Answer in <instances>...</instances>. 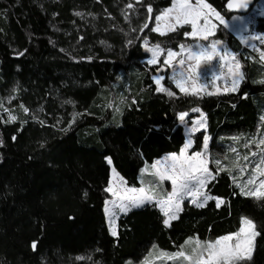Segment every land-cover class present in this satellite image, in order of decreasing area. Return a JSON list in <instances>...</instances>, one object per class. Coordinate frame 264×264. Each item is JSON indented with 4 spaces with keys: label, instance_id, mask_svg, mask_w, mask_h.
<instances>
[{
    "label": "trees",
    "instance_id": "trees-1",
    "mask_svg": "<svg viewBox=\"0 0 264 264\" xmlns=\"http://www.w3.org/2000/svg\"><path fill=\"white\" fill-rule=\"evenodd\" d=\"M206 2L223 17L244 13L230 9L229 0ZM171 3L0 0V264H127L154 245L175 252L188 238L215 241L237 232L242 217L261 233L251 260L242 264H264V197L241 195L227 172L216 174L211 166L214 179L205 191L213 199L204 207L182 203L178 219L166 227L165 216L148 203L119 216L115 237L106 226V159L127 187L151 181L163 187L141 169L180 153L179 113L198 108L205 115L211 149L222 133L252 131L264 104V84L255 82L263 66L221 25L212 39L236 52L245 75L236 93L185 95L145 62V40L164 51L188 42L187 28L163 36L151 31ZM120 74L126 83L117 96L112 85ZM161 75L160 86L175 95L156 91L153 77ZM7 95L13 122L3 112Z\"/></svg>",
    "mask_w": 264,
    "mask_h": 264
},
{
    "label": "snow or ice",
    "instance_id": "snow-or-ice-1",
    "mask_svg": "<svg viewBox=\"0 0 264 264\" xmlns=\"http://www.w3.org/2000/svg\"><path fill=\"white\" fill-rule=\"evenodd\" d=\"M139 2V0H137ZM128 8H132L133 5H127ZM228 7H245L244 4L237 3L236 0H229ZM149 17L153 13L151 5L147 7ZM79 15V13H77ZM216 17L221 23H224V18L221 14L213 8L206 0H195L193 4L191 0H172V7L164 9L159 15L155 16L157 22L156 27L151 28L152 32H157L161 36L166 33L177 32L179 29L185 26L190 27V31L185 30L184 36L186 38H193L197 41L208 42L205 45L196 43L194 45L180 44V52L177 53L169 49L167 56L164 59V65L169 67L173 66V61L176 60L177 56H181L178 60L180 66H184L186 63L183 58L184 53L187 54L188 63L186 70L174 73L172 79L175 82L176 87L181 93L185 95L196 96L201 92L207 90L206 84H198L200 77V70L202 65H209L215 58H219V66L221 69L227 68V76L231 78V86L225 87V92H235L240 84L244 81L245 75L242 70L240 61L236 55L227 51V49L220 50L222 42L218 39L210 40L209 38L214 35L215 25L212 23L210 17ZM164 23L161 24L160 22ZM227 27V25H225ZM148 24L144 25L147 28ZM143 31V29H141ZM257 39H264V37H254ZM131 43V41H130ZM147 40L145 45L147 46ZM148 51L152 52V58L148 61L149 64H156L158 57L163 51L160 45H154L148 48ZM260 59L264 61V51L260 52ZM231 61V62H229ZM221 73L218 75L213 72V82L220 79ZM157 88V92H167L169 96L175 95L174 92L161 87V81L164 80L163 76L153 77ZM264 83V80L260 81ZM219 90L217 89V92ZM217 92L208 91L207 95H215ZM135 103V101H133ZM27 111V109H24ZM194 112H199L198 108L192 109ZM188 116L187 112H181L178 114V119L183 123L185 118ZM15 116H9V122L15 121ZM264 120V117L261 118ZM200 129H206V119L201 113V118L198 121H192V127L188 129L189 138L185 142L180 153H171L163 160H157L151 164V168L154 171L153 175L157 176L161 185L163 181L168 180L171 182L172 191L168 193L167 198L163 201L158 202V206L162 208L163 214L166 217L163 220L164 225L170 226V222L178 219V213L182 211L181 200L186 196L193 197L192 202L197 207H204L209 199L213 197L209 196L203 191L211 179H214L213 172L208 167V160L206 158V152L208 149L209 137L208 135L203 136V149L204 151H195L191 155L188 154V149L193 144L192 134ZM15 139V137H13ZM234 140L238 139L233 137ZM256 143V141H252ZM264 145V138L260 139L257 147ZM264 152V148L260 149ZM235 151V149H233ZM254 155V154H253ZM248 159L247 156L244 157ZM108 163L111 164V159L108 158ZM220 161L217 160L216 164L219 171L224 169L220 168ZM264 164V160L261 161ZM147 171V167L141 169V173ZM254 172L258 173L259 176H264V167L258 164L254 169ZM123 183V182H121ZM256 184V177L253 176L248 179L246 184L240 187L241 195L256 197L260 199L264 197V180H260L255 190L249 189V185ZM247 189V190H246ZM105 192L111 193L113 200L105 201V214L109 219V228L113 236H116L115 230V209L118 208L121 213H127L132 208L142 207L147 203H152L156 197L153 194L154 189H146L141 187L139 189L134 187H114L112 182L109 181V185L105 188ZM197 197H203L202 202H197ZM223 201H217V207ZM261 233L256 230V224L251 218L242 217L240 220V227L237 232L221 236L215 241H204L201 242L199 238L195 240V247L192 248V255H185L183 250L172 253L170 258H183L189 261L190 264H242L243 261L251 260L252 251L254 248L255 237ZM191 242V238L185 241L186 244ZM33 249L36 248L35 242L33 243ZM155 247V245L153 246ZM183 249V246H181ZM197 255L198 250H201ZM206 253V257L204 255ZM151 255V253H150ZM161 255L167 256V253H161Z\"/></svg>",
    "mask_w": 264,
    "mask_h": 264
},
{
    "label": "rangeland",
    "instance_id": "rangeland-1",
    "mask_svg": "<svg viewBox=\"0 0 264 264\" xmlns=\"http://www.w3.org/2000/svg\"><path fill=\"white\" fill-rule=\"evenodd\" d=\"M134 1L137 2V0H134ZM191 2L194 4L195 0H191ZM171 7H172V5H171ZM163 10H161L160 13ZM263 17H264V0H258L256 2V4H254L252 7L249 8L248 11H246L242 14H234L229 18L223 17L224 23H221L220 20H218L214 16L210 17V19L212 20V23L215 25V30H216L218 25L225 27L229 32H231L234 36H236L240 39L242 46L248 51V55H246V56H248V58L251 60V62L252 63L255 62L259 66H263V67H257V69L259 70L257 77L255 79V82H257V83H260V81L264 80V61H261V59H260V52L264 51V39H257L254 37H264V29L259 28V21ZM160 23L163 24L164 22L161 21ZM156 24H157V22L154 19L153 27H156ZM225 25H227V27ZM184 28H187L190 31L189 26H185ZM155 33H157V32H155ZM214 34H215V31H214ZM209 39L213 40L212 36ZM187 40H188V42H186L185 45H194L196 43H199L203 46V45L208 43V42H204V41H197V40H194L193 38H187ZM150 47H152V46H150L148 44L146 46L145 43L143 45V50H144V53L146 55L145 62L147 64H149L148 61L152 58V52L148 51V48H150ZM223 49H227L228 52L236 55V52L232 51L224 43L221 44L220 50L223 51ZM171 50L175 51L177 53L180 52L179 47L175 50L174 49H171ZM167 51L168 50H166V51L163 50L160 53V55L158 57V62L156 64H149V65L150 66H158L160 68V70L162 72H164V77L167 78V81L176 87L175 82L172 79V77L174 76V73L186 70L188 63H191V62L187 61V58H186L187 54L184 53V54H182L183 58H185V60H186V63L184 66H180L178 64V60L181 58V56H177L176 60L173 61L172 67L164 65L163 61L167 56ZM240 53H241V51L238 52V54H240ZM229 62H231V61H229ZM213 72H216L218 75L223 73V75L220 76L219 80H216L215 82H213V76H212ZM161 76H163V75H161ZM125 83H126V81L123 77V74H120L117 77L116 81L112 85V94H114V95L117 94V96H120V91L123 88V85H125ZM198 84H206L207 85V90L200 93L203 95H207L208 91L217 92V89L219 91L215 95L236 93L238 88H239L238 87L235 92H231V91L225 92L224 91L225 87L231 86V78L227 76V68L226 67L223 69L220 68L219 58H215L213 60V62L209 65H202L201 66ZM260 84H264V83H260ZM177 90L180 91L178 88H177ZM11 100H12V96H10V95L5 96L3 99V112H4L5 119L7 121H9L10 115L16 117V114L12 112V109H10L8 107ZM187 113H188V116L185 118V121L183 123L178 119L179 124L181 125V127L183 129V133H184V138H185L184 144L189 138L188 129L192 127V121H198L201 118L202 112L201 111H199V112L190 111ZM204 117H205V115H204ZM262 117H264V104L261 108L260 114L258 115L256 125L254 126V129L252 131L237 130V131H230L228 133H222L213 142V146L211 149H210L211 139L209 137L208 149L206 152V158L208 160L209 169L211 166L213 169L218 170V166L216 164V161L219 160L221 162L219 167L224 169L223 171L227 172L229 174L231 181L233 182L235 187H237L239 190H240V187L244 186L246 184L247 180L251 179L253 176L256 177V184L249 185L248 186L249 189L255 190L259 184V181L264 180V176H259L258 173L253 171V169L258 164H260L261 167H264V164H261V161L264 160V152H262L260 150L261 148H264V145H260L259 148L257 147L259 140L264 138V120L261 119ZM15 120H17V118ZM198 134H201L200 137L202 140V145L198 151H204V149H203V136L205 134L207 135V131H206V129H200V131H197L194 134H192L193 144L188 149L189 155H191L193 153L192 148L195 144V137ZM233 137H237L238 139L234 140ZM252 141H256V143H252ZM183 146H182V148H183ZM233 149H235V151H233ZM168 155H165L164 157H162L158 160H163ZM245 156L248 157L247 160L244 159ZM155 161H157V160H155ZM106 162L109 165L108 185H109V181H111L114 187H117V186L127 187L125 181L120 176H117L115 174V170L113 169L112 164L108 163V159H106ZM145 167H147V171L144 172L143 175H145V174L151 175L159 181L158 177L153 175L155 170H153L151 168V166H145ZM121 182H123V183H121ZM151 182H152L151 184L148 183V184L143 185L142 187H145L146 189H154L153 194L155 195L156 199L152 203H155L156 206L158 207V209L163 214L162 208L160 206H158V202L165 200L167 198L168 193H170L172 191L171 182L168 180L163 181L165 183V185L163 187L156 184V182H154V181H151ZM108 185H107V187H108ZM137 189H139V188H137ZM205 189H203L204 192H206ZM107 194H108V198L106 200L111 201L114 199V197H112L111 193L107 192ZM253 198H256V197H253ZM196 199H197V202H202L204 198L203 197H197ZM192 200H193V197L185 195L181 200V205L184 202H188L189 204L196 206V204H194L192 202ZM219 201H222V200H219ZM221 204L222 203H220V205ZM136 208H140V207H136ZM136 208H132V209H136ZM115 212H116V216H115V230H116L117 220H118L119 216H121L122 214H125V213H121L118 208L115 209ZM104 215H105V222H106V226L108 228V231H109L110 235L113 236L110 232L108 216H106V214H105V202H104ZM113 237H115V236H113ZM189 239L190 238H188L186 241H188ZM195 240H196L195 238H191L190 243L186 244L184 242L182 244L183 249L180 247V249L178 251L183 250L185 252V255L191 256L192 255V248H194L196 246ZM178 251H175V252H178ZM175 252L163 251V250L155 249L154 247H151L150 250L148 251V253L141 260H139L137 262L130 261V262H127V264H168V263H170V264H190L189 261L184 260L182 257L181 258H175V259L170 258L171 254L175 253ZM200 252H202V249L198 250L197 255ZM150 253H151V255H150ZM161 253H167L168 255L167 256L161 255ZM204 255L206 257V253H204Z\"/></svg>",
    "mask_w": 264,
    "mask_h": 264
},
{
    "label": "water",
    "instance_id": "water-1",
    "mask_svg": "<svg viewBox=\"0 0 264 264\" xmlns=\"http://www.w3.org/2000/svg\"><path fill=\"white\" fill-rule=\"evenodd\" d=\"M236 2L245 5V7H233L236 12H246L252 6L249 0H236Z\"/></svg>",
    "mask_w": 264,
    "mask_h": 264
},
{
    "label": "crops",
    "instance_id": "crops-1",
    "mask_svg": "<svg viewBox=\"0 0 264 264\" xmlns=\"http://www.w3.org/2000/svg\"><path fill=\"white\" fill-rule=\"evenodd\" d=\"M171 5H172V3H171ZM171 5H170L169 7H171ZM169 7H168V8H169Z\"/></svg>",
    "mask_w": 264,
    "mask_h": 264
}]
</instances>
